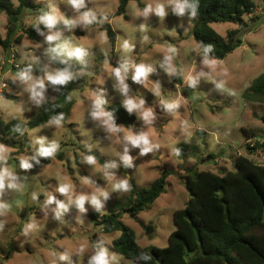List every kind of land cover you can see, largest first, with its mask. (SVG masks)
I'll return each instance as SVG.
<instances>
[{"label":"rangeland","instance_id":"obj_1","mask_svg":"<svg viewBox=\"0 0 264 264\" xmlns=\"http://www.w3.org/2000/svg\"><path fill=\"white\" fill-rule=\"evenodd\" d=\"M14 6L18 0H11ZM254 10L243 16L246 26L241 28V44L223 59L216 60L215 70L203 64L204 56L192 36L193 19L173 14L171 7L163 19L149 13L139 15L147 5H155L156 0H128L123 13L117 14L119 0H85V7L77 12L67 0H29L33 7H24L15 32L20 41H13L15 61H8L9 52L0 47V119L26 121L40 106L31 98L27 85L17 78V73L29 65L36 79H44L46 72L59 69L52 61L50 47L67 43L68 47H84L87 55L84 63L67 59L65 67L77 82L70 89L74 104L70 115L62 126L49 125L48 122L26 129L16 136L13 142L0 144L8 148L7 163L0 166L14 171L20 179L21 188L5 189L0 200L10 207L0 216L3 229L0 230V264H89L100 240L105 241L110 253L117 256L113 264H140L135 258L118 253L112 241L120 230L105 232L95 225L91 213L100 214L120 211L131 199L130 191L122 193L113 189V184L121 178L133 181L137 187H147L160 173L173 169L166 178L165 190L147 208L131 217L123 213L122 222L133 229L140 246L164 247L168 236L175 229L173 213L184 207L188 191L177 173H184L187 166L197 169L216 170L214 164L201 162L200 155L212 152L219 165L231 166L236 154H246L258 163H264V148L246 149L250 145L264 141V123L259 115L264 113V100L254 101L244 98L243 93L255 79L264 73V0H251ZM143 3L144 8L140 7ZM54 12L61 17L52 32H60L61 39L52 44L46 40L49 29L40 28L38 17L45 12ZM84 11L95 13L97 19L107 17L116 38L114 48L105 29L96 25L78 24L69 29L64 19L76 18ZM143 26V27H142ZM212 26L221 34L228 29L239 27L237 23H214ZM7 15L0 11V35L5 36ZM39 29V31L37 30ZM42 33V34H41ZM125 41L132 50L126 51ZM174 48L173 63L181 74L180 81L169 76L161 66L168 49ZM60 60L59 58H57ZM127 63L129 66L126 83L128 95L138 102L143 100L146 108L155 113L152 125H146L137 112L135 122L121 131L109 133L103 124L91 117L92 101L100 95L106 104L121 103L125 97L119 91V83L113 69ZM19 64V68L12 65ZM144 64L152 68L148 80L141 84L133 82V66ZM175 75V76H178ZM188 77H197L194 86L187 83ZM225 81L224 88H218L219 81ZM44 100H53L58 86L45 79ZM159 86L160 94H155ZM11 94L7 97L5 94ZM169 101H178L179 107L173 111L164 108ZM124 105V104H123ZM105 107V106H104ZM106 109V108H105ZM253 133L248 141L243 130ZM199 130V131H197ZM147 131L159 148L145 156L140 149L133 147L125 137ZM8 137V136H7ZM46 142L56 141L60 147L49 163L32 162L33 168L24 170L20 161L37 155L39 138ZM28 138L29 142H27ZM259 140V141H256ZM189 143L196 152L180 158L175 155L179 143ZM255 142V143H254ZM125 147L133 157V166L125 167L121 155ZM238 150V151H237ZM94 152L96 165H90L85 157ZM62 154V158L58 155ZM215 161V162H216ZM114 165V166H113ZM109 174V175H106ZM72 186V196L99 194L107 192L103 209L97 211L90 203H85L84 212L74 204L57 218L56 204H48L50 196L67 203V198L58 191L61 184ZM33 194L36 199H33ZM100 216V215H99ZM35 227L28 229V224ZM151 229L150 232H147ZM83 247L84 251L79 249ZM66 255L67 259L59 257Z\"/></svg>","mask_w":264,"mask_h":264},{"label":"trees","instance_id":"obj_2","mask_svg":"<svg viewBox=\"0 0 264 264\" xmlns=\"http://www.w3.org/2000/svg\"><path fill=\"white\" fill-rule=\"evenodd\" d=\"M18 2L14 6L11 0H0V11L7 15L6 32L4 37L0 35V47L9 53L13 41H20V36L15 37V32L23 8L33 7L29 0ZM127 2L119 0L117 14L124 12ZM140 7L144 8L143 3ZM253 10L251 0H199L198 14L193 19L192 36L201 54L204 56L203 48L211 45L213 50L208 56L220 60L238 47L241 44V28L246 26L243 16ZM221 22L237 23L239 27L230 28L221 34L212 26ZM91 25L106 30L113 49L116 34L110 23ZM43 27L45 25L40 26ZM52 62L59 69L66 68L65 63L58 59ZM12 67L19 68L20 65ZM173 77L180 81L181 74ZM76 83L71 80L67 85L58 86L54 99L43 101L26 121L12 119L3 122L0 119V140L13 142L26 129L42 125L61 113L65 121L74 104L69 92ZM5 95L11 96L8 93ZM243 96L247 100H264V73L246 88ZM105 108L111 112L117 125L128 127L136 121L135 115L129 113L121 103L105 104ZM259 118L264 123V113ZM243 132L247 141L254 136L246 129ZM25 139L29 142L28 138ZM245 147L252 153L253 150L264 148V141L253 145L248 141ZM194 148L189 143H179L178 156L190 157V152H196ZM90 154L102 161L99 154ZM58 157L62 158V154ZM198 158L201 162L214 164L216 170L187 166L184 173H177L189 196L184 207L173 213L175 229L169 234L166 246H140L133 229L124 224L120 217L123 213L136 217L139 211L149 207L164 192L166 178L174 173L173 169H164L147 187H137L130 180L131 199L126 205L120 211L91 213L93 223L101 226L105 232L119 229L120 234L112 241L115 250L126 257L135 258L140 264H264V163H258L240 153L235 155L231 166L219 165L212 152ZM37 159L39 164L50 162V157ZM31 161L37 163L36 160ZM141 254L148 255L150 259H140Z\"/></svg>","mask_w":264,"mask_h":264},{"label":"clouds","instance_id":"obj_3","mask_svg":"<svg viewBox=\"0 0 264 264\" xmlns=\"http://www.w3.org/2000/svg\"><path fill=\"white\" fill-rule=\"evenodd\" d=\"M67 2L77 11L80 12L82 8L85 7V0H67ZM171 7L173 14L183 17L186 14L190 19H195L199 10V0H156L155 5L152 4L147 5L139 15H143L145 17L148 16L149 13H155L156 16L163 19L168 15L166 9ZM61 17H58L54 12H45L38 17V23H42L45 25L47 29H49V35H47L46 40L49 44H52L54 41H59L61 39L60 32H52L51 30L55 28L57 23ZM107 17H102L99 20L95 13L91 11H84L80 13V15L76 18L72 19H64L65 25L71 29L76 27L78 24H84L85 26L91 25L94 23H103ZM143 27V26H142ZM39 31V29H37ZM42 34V33H41ZM126 51L132 50V45L125 41L123 45ZM213 50L211 45L205 46L203 48V64L207 67L215 70L217 62L215 58H210L208 53ZM49 52L52 54V59L55 60L57 58L60 59L61 63H66L67 59L75 58L81 63H84V57L87 55V49L84 47H75L69 48L67 43L56 44L53 47H50ZM175 52L174 48L168 49V54L164 56L161 66L165 69L166 73L169 76H175L178 74L177 68L173 63V53ZM129 72V66L127 63L122 64L113 69V75L119 83V91L124 95L125 100L123 102L125 109L129 112H137L140 118L144 121L146 125H152L155 120V113L151 108H146L144 106V101L140 100L139 102L128 95L129 93V85L126 83ZM152 72V68L146 66L144 64H136L133 66V74L131 79L136 83H145L150 73ZM17 78L22 81L25 85H27V90L31 94V98L35 101L37 105L41 104L44 100V93L46 89L45 79L54 86H63L67 85L69 81L74 78V74L68 69H57L55 71L46 72L44 79H36L32 75V68L29 65L25 69L19 71L17 73ZM197 77H188L187 83L189 86H194L196 83ZM225 81H219L217 83L218 88L225 87ZM156 95L160 94L159 86L154 90ZM106 100L97 95L92 101V111L91 117L94 120L100 121L105 129L112 134H117L121 131V128L115 123L111 112L105 109ZM164 108L168 111H173L174 109L179 107L178 101H169L165 103ZM64 119L63 113L58 116L51 118L48 121L49 125H55L56 127L62 126V121ZM133 147H138L140 149V155L145 156L149 153L154 152L159 148V144L153 142L152 138L149 136L147 131H142L137 134L128 135L125 137ZM37 143L40 145L37 150V155L44 158L54 157L57 154V151L60 145L56 141H52L51 143L46 142V138H39ZM8 148L0 144V163H7V154ZM179 149L175 150V155H179ZM31 160H36L39 163V160L36 156L29 158L21 159L20 167L24 170H30L33 168V164ZM85 160L90 165H96L97 159L94 155H88L85 157ZM121 160L123 161L125 167L133 166V157L128 154V148L125 147L123 154L121 155ZM114 166V165H113ZM106 175H109L106 173ZM21 188L20 179L14 171L9 170L7 167L0 166V196L4 193L5 189H15L19 190ZM113 189L122 193H127L131 190V186L129 184V180L127 178H121L116 183L113 184ZM57 191L64 197L67 198V203L62 200H56L54 196H50L47 200L48 204L55 203L56 210L55 215L59 218L63 212H66L70 205L74 204L81 212L85 210V203L90 202L97 211H101L104 207L103 201L101 200V196L104 199H108L107 192H100L99 194H91V195H79L73 198L72 196V186L70 184H61L59 185ZM36 195L33 194V199H36ZM9 205L5 203L3 200H0V216L5 215L9 210ZM34 224H28L27 228H34ZM3 229V222H0V230ZM80 252L84 251V248L81 247L79 249ZM61 260L67 259L66 255H61L59 257ZM140 259L147 261L150 257L146 254H141ZM117 260V256L114 253H110L108 247L105 246V241L100 240L95 246L94 254L89 258V264H113L114 261Z\"/></svg>","mask_w":264,"mask_h":264},{"label":"built area","instance_id":"obj_4","mask_svg":"<svg viewBox=\"0 0 264 264\" xmlns=\"http://www.w3.org/2000/svg\"><path fill=\"white\" fill-rule=\"evenodd\" d=\"M13 48L12 49H10V55H9V57H8V61L10 62V58H11V62H14L15 61V55H13ZM17 65V64H16Z\"/></svg>","mask_w":264,"mask_h":264},{"label":"water","instance_id":"obj_5","mask_svg":"<svg viewBox=\"0 0 264 264\" xmlns=\"http://www.w3.org/2000/svg\"><path fill=\"white\" fill-rule=\"evenodd\" d=\"M150 231H151V229H148V230H147V232H150Z\"/></svg>","mask_w":264,"mask_h":264}]
</instances>
